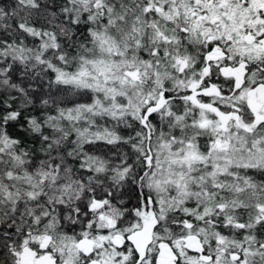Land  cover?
<instances>
[{"label": "snow or ice", "instance_id": "6c2138e0", "mask_svg": "<svg viewBox=\"0 0 264 264\" xmlns=\"http://www.w3.org/2000/svg\"><path fill=\"white\" fill-rule=\"evenodd\" d=\"M0 264H264V0H0Z\"/></svg>", "mask_w": 264, "mask_h": 264}]
</instances>
